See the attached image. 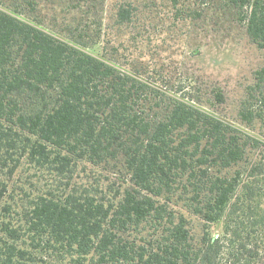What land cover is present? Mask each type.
<instances>
[{
    "label": "trees",
    "instance_id": "1",
    "mask_svg": "<svg viewBox=\"0 0 264 264\" xmlns=\"http://www.w3.org/2000/svg\"><path fill=\"white\" fill-rule=\"evenodd\" d=\"M224 1L264 47V0ZM37 5L0 0V264L260 261L264 141L100 53L102 23L61 36L27 10ZM136 11L126 0L116 23ZM239 116L264 123V67Z\"/></svg>",
    "mask_w": 264,
    "mask_h": 264
},
{
    "label": "rangeland",
    "instance_id": "2",
    "mask_svg": "<svg viewBox=\"0 0 264 264\" xmlns=\"http://www.w3.org/2000/svg\"><path fill=\"white\" fill-rule=\"evenodd\" d=\"M12 1L5 0L6 4ZM37 1L34 10L29 6L27 10L45 28L61 36L74 29L96 34L102 23L100 53L124 69L142 73L167 93L194 98L208 111L264 141V123H256V130H251L239 116L247 87L264 67V47L252 41L235 5L224 0H182L174 7L169 0H127L137 11L130 23L119 26L115 12L126 0H96L91 9L75 8L74 0ZM189 9L199 13L190 15ZM219 91L223 101L217 97ZM88 174L93 179L110 177L119 184L117 175L103 168H89ZM188 216L198 236L202 224ZM233 263L232 257H224L223 264ZM252 264H264V256Z\"/></svg>",
    "mask_w": 264,
    "mask_h": 264
}]
</instances>
